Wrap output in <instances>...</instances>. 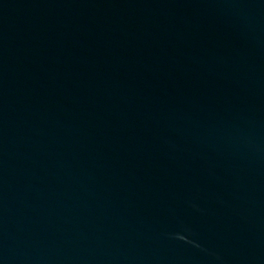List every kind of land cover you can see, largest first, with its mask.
Returning <instances> with one entry per match:
<instances>
[{
	"label": "water",
	"instance_id": "water-1",
	"mask_svg": "<svg viewBox=\"0 0 264 264\" xmlns=\"http://www.w3.org/2000/svg\"><path fill=\"white\" fill-rule=\"evenodd\" d=\"M0 264H264V0H0Z\"/></svg>",
	"mask_w": 264,
	"mask_h": 264
}]
</instances>
